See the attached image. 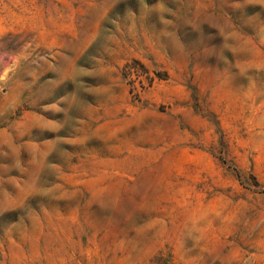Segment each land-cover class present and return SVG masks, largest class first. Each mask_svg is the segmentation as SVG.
Segmentation results:
<instances>
[{"label": "rangeland", "instance_id": "1", "mask_svg": "<svg viewBox=\"0 0 264 264\" xmlns=\"http://www.w3.org/2000/svg\"><path fill=\"white\" fill-rule=\"evenodd\" d=\"M0 264H264V0H0Z\"/></svg>", "mask_w": 264, "mask_h": 264}]
</instances>
